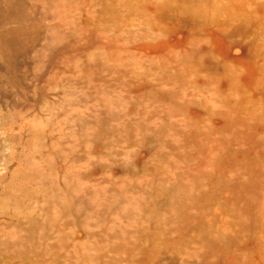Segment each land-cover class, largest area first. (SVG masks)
<instances>
[{
  "label": "rangeland",
  "instance_id": "obj_1",
  "mask_svg": "<svg viewBox=\"0 0 264 264\" xmlns=\"http://www.w3.org/2000/svg\"><path fill=\"white\" fill-rule=\"evenodd\" d=\"M0 264H264V0H0Z\"/></svg>",
  "mask_w": 264,
  "mask_h": 264
}]
</instances>
